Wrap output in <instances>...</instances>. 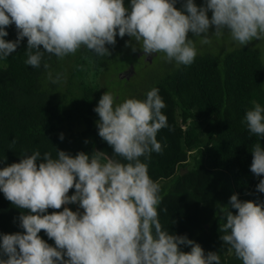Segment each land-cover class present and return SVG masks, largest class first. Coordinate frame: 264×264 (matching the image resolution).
Segmentation results:
<instances>
[{"label": "clouds", "instance_id": "clouds-1", "mask_svg": "<svg viewBox=\"0 0 264 264\" xmlns=\"http://www.w3.org/2000/svg\"><path fill=\"white\" fill-rule=\"evenodd\" d=\"M175 4L176 0H130V6L125 0H0V58L16 52L25 38V63L33 68L41 67L46 54L64 59L81 48L109 57L106 45H115L117 35H127L145 56L164 53L168 62L188 66L197 55L190 32L202 44L211 43L208 33L213 26L215 35L227 32L241 46L264 40V0H206L201 7L186 0L183 10ZM13 24L17 39L6 41V29ZM43 67L50 65L45 62ZM48 77L53 83L60 81L51 72ZM251 103L243 122L251 134L264 139V107ZM165 107L155 87L145 100L128 98L121 103L107 91L94 108L98 135L119 159L106 158L100 151L73 156L57 149L55 157L35 151L0 169V191L24 210L19 217L24 232L0 237V255L7 257L0 258V264H221L219 253L205 254L200 244L160 223V185L141 157L148 160L163 150L157 134L169 127L162 113ZM251 153L250 171L264 176V147L259 141ZM256 188L264 193V179ZM71 189L75 191L69 195ZM77 203L82 212L63 207ZM229 205L235 214L229 206H220L226 220L219 227L223 245L242 264H264V204L241 201L233 194ZM50 208L63 210L47 214ZM42 230L55 246L40 237ZM181 245L191 250L182 251Z\"/></svg>", "mask_w": 264, "mask_h": 264}, {"label": "trees", "instance_id": "trees-1", "mask_svg": "<svg viewBox=\"0 0 264 264\" xmlns=\"http://www.w3.org/2000/svg\"><path fill=\"white\" fill-rule=\"evenodd\" d=\"M185 2L176 0L175 6L180 9ZM125 5L130 6V0H125ZM6 31L7 41L17 39L14 24ZM118 37L115 45H106L109 57L81 48L77 58L70 54L59 59L46 54L41 67L33 68L25 63V38L16 52L0 58V169L35 151L50 152L55 157L57 149L73 156L81 151H100L106 158L119 159L98 135L99 116L94 108L103 95L99 86L81 84L77 98L61 87L68 73L109 71L122 48ZM67 60L71 62L69 69ZM45 62L49 69L43 67ZM262 65L258 50L239 46L223 62L212 55H198L191 65H179L148 90L159 89L166 105L162 113L169 126L157 134L162 152H153L148 160L141 157L150 177L160 185L158 213L162 228L187 236L200 244L205 254L219 253L221 264L242 261L229 253V246L220 239L224 233L219 227L226 222L220 206H229L235 214L229 205L233 194L241 201L264 204V193L256 188L264 176L257 177L250 171L252 147L258 141L264 147V139L251 134L243 122L253 100L264 107ZM49 72L53 79L60 76V81L53 83ZM148 91L140 100L146 99ZM201 122L207 123L200 128ZM74 191L71 189L69 195ZM62 210L50 208L47 214ZM21 211L0 191V237L24 232ZM39 235L55 246L43 230ZM180 248L191 250L187 245Z\"/></svg>", "mask_w": 264, "mask_h": 264}, {"label": "rangeland", "instance_id": "rangeland-1", "mask_svg": "<svg viewBox=\"0 0 264 264\" xmlns=\"http://www.w3.org/2000/svg\"><path fill=\"white\" fill-rule=\"evenodd\" d=\"M198 6H205L206 0H194ZM183 10V6L180 8ZM211 11L208 12L211 19ZM227 31V30H225ZM215 28L210 27L209 36L211 43L202 44L199 37H195L191 32L188 34L190 39H194L197 49L196 56L212 55L220 62L237 47L241 46L233 41L231 35L223 32L220 35H215ZM203 35V34H201ZM4 39L7 41L6 37ZM118 42H121L122 48L115 54L109 71L96 72L92 69L86 71L68 73L65 82L62 84V91L69 92L73 98L80 96L79 87L81 84L98 85L102 94L110 91L115 96V102L121 103L128 98L140 99L142 96L155 85L159 79L176 69L179 65L175 61L168 62L165 59L164 53L152 54V58L145 56L139 45L129 36L123 38L118 37ZM126 42L128 43L126 46ZM135 47V51L133 48ZM246 47L258 50L262 58V71L264 76V40L252 41ZM80 55V50L75 54H71L74 58ZM67 69L70 68L71 62L66 61ZM207 122H201L200 128L204 127ZM71 210L83 211L77 204H70Z\"/></svg>", "mask_w": 264, "mask_h": 264}, {"label": "crops", "instance_id": "crops-1", "mask_svg": "<svg viewBox=\"0 0 264 264\" xmlns=\"http://www.w3.org/2000/svg\"><path fill=\"white\" fill-rule=\"evenodd\" d=\"M65 207H69L71 209L70 204L69 205H65Z\"/></svg>", "mask_w": 264, "mask_h": 264}, {"label": "water", "instance_id": "water-1", "mask_svg": "<svg viewBox=\"0 0 264 264\" xmlns=\"http://www.w3.org/2000/svg\"><path fill=\"white\" fill-rule=\"evenodd\" d=\"M185 173V172H184Z\"/></svg>", "mask_w": 264, "mask_h": 264}]
</instances>
